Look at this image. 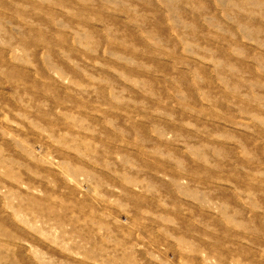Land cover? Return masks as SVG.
<instances>
[{
	"label": "rangeland",
	"instance_id": "1",
	"mask_svg": "<svg viewBox=\"0 0 264 264\" xmlns=\"http://www.w3.org/2000/svg\"><path fill=\"white\" fill-rule=\"evenodd\" d=\"M0 264H264V0H0Z\"/></svg>",
	"mask_w": 264,
	"mask_h": 264
}]
</instances>
